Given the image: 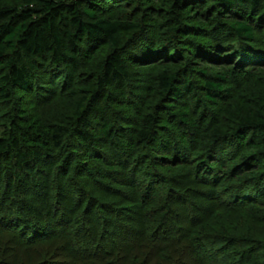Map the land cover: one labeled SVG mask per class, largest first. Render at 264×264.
<instances>
[{
  "label": "rangeland",
  "instance_id": "1",
  "mask_svg": "<svg viewBox=\"0 0 264 264\" xmlns=\"http://www.w3.org/2000/svg\"><path fill=\"white\" fill-rule=\"evenodd\" d=\"M151 1L160 10H169L166 0ZM148 2L129 0L128 5L117 9L126 20L141 21L144 27L133 37L120 36L123 52H131L140 40L147 42L143 48L146 52L165 48L163 55L129 67L128 79L117 87L121 93L103 108L106 119L118 126L123 163L110 158L101 167L80 152L71 153L69 159L66 154L63 159L65 152L61 150L43 165L42 179L36 186L8 181L5 197L0 199V219L4 212L19 211L41 229L27 232L37 236L27 247L18 241L22 237L15 229L0 223V264H67L73 258L75 243H84L85 248L97 245L95 252L86 251L89 259L77 260L76 264H264V189L257 186L246 196L235 193L242 183L264 180V134L255 139L257 143H245L236 150L238 153L217 162H211L200 147L207 129L229 126L221 114L226 104L254 102L264 115V65L239 68L233 63L190 59L192 55L184 53V45H180L185 36L176 35L173 42L177 49L170 45V14H151L146 9ZM1 3L11 7L18 1ZM256 34L264 40V29ZM172 47L175 51L169 52ZM110 50L109 44L97 46L88 62L70 71V82L82 85ZM231 68L234 74L223 87L228 95L218 98L216 104L207 102L198 86ZM165 71L194 82L195 93L177 103L162 99L157 76ZM62 86V77L58 76L42 97L15 92L11 102L0 99V136L9 126L10 117L22 110L36 113L47 124L57 123L63 112ZM168 105L170 110L165 108ZM180 112L187 113L194 124H181ZM148 115L154 121V141L134 144L127 151L130 128H140L141 120ZM180 136L183 143L177 141ZM65 164L69 168L64 170ZM2 165L0 157V174ZM2 189L1 182L0 193ZM57 203L61 204L64 226L58 221ZM38 235H46V239L38 241Z\"/></svg>",
  "mask_w": 264,
  "mask_h": 264
},
{
  "label": "trees",
  "instance_id": "2",
  "mask_svg": "<svg viewBox=\"0 0 264 264\" xmlns=\"http://www.w3.org/2000/svg\"><path fill=\"white\" fill-rule=\"evenodd\" d=\"M17 1V5L10 7L0 0V99L11 102L15 92L35 93L42 97L44 91L52 89L55 78L61 76L63 112L58 122L53 124L45 123L36 113H28L27 110L10 117L9 126L0 136V157L4 160V171L0 174V183L3 184L0 199L5 197L8 181L36 186L42 179L39 175L43 173V165L59 155L61 150L65 152L62 158L67 154L66 159H69L71 153L80 152L101 167L110 158L116 163H123V148L117 141L118 126L106 119L103 108L116 100L115 94L121 93L117 87L128 79L129 67L163 55L165 50L164 47H157L146 52L143 48L147 42L140 40L132 46L131 52H123L120 36H132L144 30L141 21L131 22L117 14V9L129 0ZM148 1L146 9L151 14H170L173 26L169 42H175L176 35L185 36L180 45H184L181 47L184 53L192 55L190 59L233 63L239 68L264 65V40L256 34L260 28L264 29V0H166L169 10H160L151 0ZM144 39L148 41L146 37ZM174 42L170 45L174 44L177 49ZM106 44L111 46V50L102 59L97 71L82 85H73L69 79L70 71H75L80 63L88 62L97 46ZM174 48L168 51L174 52ZM137 51H141L142 55ZM231 70L234 69L220 71L213 76V80L207 79L198 86L207 102L216 104L218 98L228 95V90L223 87L234 74ZM198 71L210 77L204 70ZM157 87L161 98L169 103H177L196 91L194 82L168 71L158 74ZM165 108L170 110L171 105ZM221 114L229 126L226 129L209 128L202 134L205 141L200 147L208 153L211 162L238 153L236 150L245 143H257L255 139L264 134V115L257 103L235 101L221 108ZM179 117L181 124H194L189 122V115L185 112H180ZM141 122L140 128H130V139L125 142L127 151L134 144L154 141L152 116H146ZM177 141L184 142L182 136ZM68 164H65L64 170L69 168ZM108 170L114 171L112 168ZM262 181L242 183L241 190L235 193L246 196L257 186L262 190ZM17 187L14 186L16 191ZM60 205L57 203V212H60L58 221L64 226L65 218ZM2 214L1 225L9 230L15 229L16 234L22 237L18 241L27 247L33 243L37 236L27 232L31 229L36 233L37 229H41L40 225L35 226L30 221L31 217L28 220V216L19 214V211ZM44 237L39 236L38 241L46 239ZM72 246L73 258L67 264L89 259L86 251L95 252L97 245L85 248L84 243H75ZM262 250L264 252V245Z\"/></svg>",
  "mask_w": 264,
  "mask_h": 264
}]
</instances>
